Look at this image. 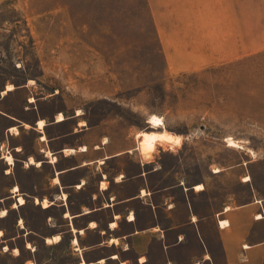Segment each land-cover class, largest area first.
<instances>
[{
    "label": "rangeland",
    "instance_id": "rangeland-1",
    "mask_svg": "<svg viewBox=\"0 0 264 264\" xmlns=\"http://www.w3.org/2000/svg\"><path fill=\"white\" fill-rule=\"evenodd\" d=\"M151 4L0 0V89L17 91L6 101L21 113L35 105L46 116L80 109L88 124L130 128L135 145L137 132L161 133L165 139L156 146L171 174L205 182L219 204L237 206L254 196L264 201V48L238 63H226L224 54H199L189 68H174L170 58L177 55L164 53ZM22 135L30 144L33 132ZM228 137L238 146H229ZM1 154H10L12 165L0 159V212L6 210L0 264L35 258L65 264L71 259L68 234L59 244L44 242L65 229L59 208H44L49 199L38 197L49 193V164L41 167L30 157L40 165L26 167L30 158L23 164L25 154L11 143L0 146ZM15 185L23 205L12 193Z\"/></svg>",
    "mask_w": 264,
    "mask_h": 264
},
{
    "label": "crops",
    "instance_id": "crops-1",
    "mask_svg": "<svg viewBox=\"0 0 264 264\" xmlns=\"http://www.w3.org/2000/svg\"><path fill=\"white\" fill-rule=\"evenodd\" d=\"M151 1L163 51L177 55L169 57L174 68H189L199 54H224L226 63H238L264 48V0ZM3 89L0 146L11 143L24 153L23 164L30 157L41 167L49 164L50 190L38 197L49 199L44 208H59L65 229L44 242L59 244L68 234L71 259L65 264H264L263 199L219 204L205 182L187 183L176 170L171 174L161 146L158 155L142 157L130 128L119 131L109 121L88 124L80 109L46 116L28 105L21 113L6 101L17 91L1 95ZM39 119L45 121L42 130L35 125ZM11 126L19 134L13 135ZM25 131L33 132L30 144ZM46 149L56 161L45 156ZM27 248L33 250L29 243Z\"/></svg>",
    "mask_w": 264,
    "mask_h": 264
},
{
    "label": "bare ground",
    "instance_id": "bare-ground-1",
    "mask_svg": "<svg viewBox=\"0 0 264 264\" xmlns=\"http://www.w3.org/2000/svg\"><path fill=\"white\" fill-rule=\"evenodd\" d=\"M12 89V86L7 87V90H3L1 92V95H4L7 91H10ZM80 111L77 112V114H79ZM57 120H62L63 119V115L61 113H58V115L56 116ZM45 124V121L43 119H39L37 120V123L35 124L37 126L38 129H43V126ZM163 122L159 125L162 126ZM27 126V125H26ZM11 131H15L18 134V129L16 128V126H12L10 128ZM138 139V150L140 152V154L144 157V158H151L152 153L155 151L156 148V143L157 142H163L165 137L163 134L161 133H151V132H140L137 136ZM163 137V138H161ZM44 136H42L41 140H44ZM227 143L229 146H238L235 141L231 138L228 137L227 138ZM42 152H45V156L49 157L51 161H56V158L52 155V153L49 150H43ZM7 156H11L10 154H6L3 155L2 158H5V161H7ZM9 165H12V163H10L9 161H7ZM101 163V162H100ZM30 165H40V162H36L33 159H29L26 163L25 166L29 167ZM218 170H214V172H217ZM58 179L55 178L54 183H57ZM203 188L202 184H197L195 186L196 190H201ZM17 192H19L18 186L15 185L13 187L12 193H15V197H17V202H19V205H23L24 204V199L23 197H21L19 194H16ZM66 195L63 194V198H65ZM44 202H47L46 199L43 200ZM15 207V206H14ZM6 215V210L2 209L0 212V217H3ZM67 215V214H66ZM57 240V239H56ZM74 244L76 243V240L73 241ZM76 245V244H75ZM80 264H85L84 261H81Z\"/></svg>",
    "mask_w": 264,
    "mask_h": 264
},
{
    "label": "snow or ice",
    "instance_id": "snow-or-ice-1",
    "mask_svg": "<svg viewBox=\"0 0 264 264\" xmlns=\"http://www.w3.org/2000/svg\"><path fill=\"white\" fill-rule=\"evenodd\" d=\"M152 122L154 124H160L161 123V121L160 120H157L156 118H153ZM161 138H163V137H161ZM176 142L179 143V140H177Z\"/></svg>",
    "mask_w": 264,
    "mask_h": 264
},
{
    "label": "built area",
    "instance_id": "built-area-1",
    "mask_svg": "<svg viewBox=\"0 0 264 264\" xmlns=\"http://www.w3.org/2000/svg\"><path fill=\"white\" fill-rule=\"evenodd\" d=\"M2 156H3V154H1V158H2ZM4 159V161H5V158H3ZM7 164H8V162L7 161H5ZM9 165V164H8Z\"/></svg>",
    "mask_w": 264,
    "mask_h": 264
},
{
    "label": "clouds",
    "instance_id": "clouds-1",
    "mask_svg": "<svg viewBox=\"0 0 264 264\" xmlns=\"http://www.w3.org/2000/svg\"><path fill=\"white\" fill-rule=\"evenodd\" d=\"M179 144V143H178Z\"/></svg>",
    "mask_w": 264,
    "mask_h": 264
}]
</instances>
